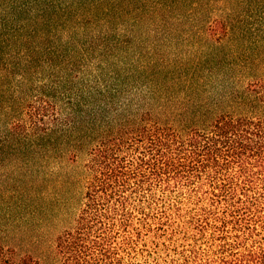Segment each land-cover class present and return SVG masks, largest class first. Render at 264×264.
I'll return each instance as SVG.
<instances>
[{
    "label": "trees",
    "instance_id": "obj_1",
    "mask_svg": "<svg viewBox=\"0 0 264 264\" xmlns=\"http://www.w3.org/2000/svg\"><path fill=\"white\" fill-rule=\"evenodd\" d=\"M261 33L264 0H0V264H42L21 211L81 151L50 264H264Z\"/></svg>",
    "mask_w": 264,
    "mask_h": 264
},
{
    "label": "rangeland",
    "instance_id": "obj_2",
    "mask_svg": "<svg viewBox=\"0 0 264 264\" xmlns=\"http://www.w3.org/2000/svg\"><path fill=\"white\" fill-rule=\"evenodd\" d=\"M251 52L257 60L236 70L237 86L240 88L245 86L252 96L258 97L254 104H248L247 106H253L258 112L264 114V33H261L259 42ZM84 158L85 154L81 151L74 163L68 166H60L62 175L57 188H49L48 198L45 199L42 205V208H44L42 214L36 213L34 216H30L29 212L21 211L23 220L26 223L22 224L21 229L16 234V243L13 242L15 246L18 244L20 253L42 254V264H50L53 240L60 230L70 225L81 200L82 183L80 184V181L77 180L74 185H69V175L78 176L80 174ZM67 189L70 190L69 196L71 195L72 199L65 205V200L68 197ZM54 192L57 193L59 202L52 200L51 194ZM57 203L61 206H56ZM3 206L6 207L5 204ZM53 208L58 211L56 215L52 214ZM23 227H25L24 230Z\"/></svg>",
    "mask_w": 264,
    "mask_h": 264
}]
</instances>
